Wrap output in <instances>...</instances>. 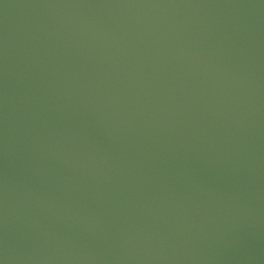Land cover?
<instances>
[{
	"label": "water",
	"instance_id": "water-1",
	"mask_svg": "<svg viewBox=\"0 0 264 264\" xmlns=\"http://www.w3.org/2000/svg\"><path fill=\"white\" fill-rule=\"evenodd\" d=\"M0 264H264V0H0Z\"/></svg>",
	"mask_w": 264,
	"mask_h": 264
}]
</instances>
